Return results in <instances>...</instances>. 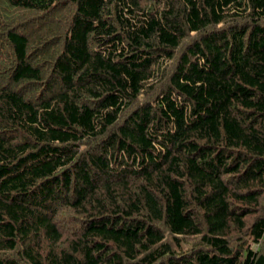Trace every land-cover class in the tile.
<instances>
[{
  "label": "trees",
  "instance_id": "1",
  "mask_svg": "<svg viewBox=\"0 0 264 264\" xmlns=\"http://www.w3.org/2000/svg\"><path fill=\"white\" fill-rule=\"evenodd\" d=\"M0 264H264V0H0Z\"/></svg>",
  "mask_w": 264,
  "mask_h": 264
},
{
  "label": "rangeland",
  "instance_id": "2",
  "mask_svg": "<svg viewBox=\"0 0 264 264\" xmlns=\"http://www.w3.org/2000/svg\"><path fill=\"white\" fill-rule=\"evenodd\" d=\"M256 245H258V244H256ZM256 245H253V246H256Z\"/></svg>",
  "mask_w": 264,
  "mask_h": 264
}]
</instances>
